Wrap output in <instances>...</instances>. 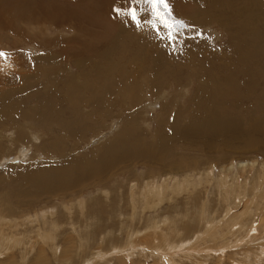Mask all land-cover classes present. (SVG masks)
Segmentation results:
<instances>
[{"label":"rangeland","instance_id":"rangeland-1","mask_svg":"<svg viewBox=\"0 0 264 264\" xmlns=\"http://www.w3.org/2000/svg\"><path fill=\"white\" fill-rule=\"evenodd\" d=\"M1 2L2 26L16 24L19 34L0 28V51L8 54L0 57V227L7 224L20 247L0 262L33 264L42 246L34 232L55 227L57 255L45 246L48 264H122L116 251L129 249L130 223L139 230L156 223L159 234L188 245L205 232L201 220L219 223L250 209L238 230L224 226L228 236L217 246L225 243V258L218 262L217 253L206 263L264 264V250H252L264 245L256 204L246 209L264 196V0H169L174 19L204 33L175 50L167 29L157 35L111 19L100 0ZM114 143L128 144L110 158L107 174L72 172L74 159L86 157L91 169L108 164L101 153ZM254 161V171L237 180L240 163ZM229 165L235 187L226 203ZM146 177L151 188H170L169 199L135 205L131 188H145ZM175 182L190 190L178 194ZM140 246L135 264L159 259L141 256Z\"/></svg>","mask_w":264,"mask_h":264},{"label":"bare ground","instance_id":"bare-ground-1","mask_svg":"<svg viewBox=\"0 0 264 264\" xmlns=\"http://www.w3.org/2000/svg\"><path fill=\"white\" fill-rule=\"evenodd\" d=\"M122 0H100V4H101V6L102 7H104L105 9H106V12H108V13H106V15H108L111 19H114V20H121L122 21V23H123V20H125L126 18H123V17H120V18H114V16H115V13L112 11V9H113V5H115V4H117L118 2H119V5L122 3L121 2ZM249 1V0H248ZM2 2H1V0H0V5H2V6H5L4 5V3L3 4H1ZM19 3V2H18ZM14 4H15V2H14ZM18 5V4H17ZM16 5V6H17ZM8 6V5H7ZM247 7V6H246ZM9 7H7V9H8ZM3 9V8H2ZM72 9V8H71ZM105 9H103V11L105 10ZM10 10V9H9ZM26 10V9H25ZM39 10V9H38ZM1 11V10H0ZM27 11V10H26ZM26 11H24V12H26ZM35 11V10H34ZM33 11V12H34ZM9 12V11H8ZM32 12V11H31ZM32 12V13H33ZM70 12H72L71 10H70ZM14 13V12H13ZM12 13V14H13ZM18 13V12H17ZM20 13H22V12H20ZM27 13H30V12H27ZM36 13L38 14L39 12L36 10ZM41 13V12H40ZM8 15H10V14H8ZM17 15V14H16ZM15 15V16H16ZM21 15V14H20ZM41 16H42V14H40ZM39 15V16H40ZM79 15L81 16V12L79 13ZM78 15V16H79ZM83 15V14H82ZM11 16V15H10ZM9 16V18H11ZM34 16H35V12H34ZM73 16H77V14L76 15H73ZM2 17V16H1ZM6 16H3V19L5 18ZM12 17H14L13 15H12ZM82 17V16H81ZM83 17H85L84 15H83ZM106 17V16H105ZM7 18V17H6ZM28 18V17H27ZM26 18V19H27ZM35 18V17H34ZM107 18V17H106ZM2 19V18H1ZM8 19V18H7ZM6 19V20H7ZM15 19V18H14ZM36 19V18H35ZM16 20V19H15ZM27 21V20H26ZM86 21V20H85ZM87 21H88V19H87ZM5 22L6 21H1L0 20V28H1V30H5V31H13V32H16L15 34H19L18 32H19V27H18V25H16V24H12L11 25V27H4V26H2V25H4L5 24ZM21 21H19V23H20ZM32 22V21H31ZM89 22V24H91L90 23V21H88ZM7 23V22H6ZM9 23V22H8ZM11 23V22H10ZM22 23V22H21ZM45 23V22H44ZM48 24V23H47ZM57 24H59V23H57ZM10 25V24H9ZM64 25V24H63ZM52 26H55V25H52ZM16 29H18L17 31H16ZM23 34V33H22ZM156 61V60H155ZM110 74V73H109ZM106 75V74H105ZM112 75V74H111ZM104 76V75H103ZM105 92V91H104ZM106 94V93H105ZM4 123V121H2L1 120V118H0V125H1V123ZM82 130V129H81ZM78 132V131H77ZM29 137V136H28ZM127 141H129L128 139H127ZM123 143H124V141H122ZM118 143V142H117ZM116 143V144H117ZM128 144V143H127ZM127 144L125 145V144H122V145H119V146H117V145H115V143L114 144H112V145H109L107 148H106V151L104 152V153H101L102 154V158L104 159V160H106L107 162H108V164H101V166L99 167V168H97V169H91L90 168V163L89 162H86L85 161V159H86V157H84L83 159H74V161H72L71 163V167H72V172H79V173H81L82 171H83V173H85V174H91V175H93V176H95V177H99V176H101L102 174H104V173H106L107 174V170H108V168H109V166H110V158L115 154V157L117 156H119L120 154H121V151L122 150H120L119 148L120 147H124V145H125V147L124 148H126V146H127ZM115 146H117V147H115ZM129 146V145H128ZM51 147H52V145H51ZM122 147V148H123ZM128 148V147H127ZM118 150H120V151H118ZM127 150H129V149H127ZM102 152V151H101ZM130 152V151H129ZM133 152V151H132ZM127 153V155H129V157L130 158H134L136 155H134L133 153ZM141 153V152H140ZM136 154V153H135ZM138 155V154H137ZM142 157H144V159H149V155L148 154H143V156ZM114 159V158H113ZM108 165V168L106 167ZM62 166H66V165H62ZM62 166H58V167H55V169L57 170V171H59V170H67V168L68 167H62ZM256 166V162L254 161V162H251V163H248V162H241L240 163V165L238 166V169H239V171H238V176L239 177H237V180H240V179H243V177H246V175L249 173L248 171H250V172H253L254 171V167ZM70 167V168H71ZM261 168H262V173H263V176H264V163L261 165ZM50 169H52L53 171H55V172H57L56 170H54L52 167H50ZM224 170H222V171H224L225 172V174H224V176L222 177V179H223V184H224V193H223V195H222V198H224L225 199V202L227 203V201L229 200L228 198H229V196H230V194H231V191H232V187H235V186H233V178H234V176L233 175H235V173H234V167H233V165H229V166H227V167H224L223 168ZM47 170V169H46ZM49 170V169H48ZM47 170V172L49 173V171ZM52 171V172H53ZM67 171H69V170H67ZM46 172V173H47ZM51 172V171H50ZM51 172V173H52ZM64 173V172H63ZM62 173V174H63ZM36 176V175H35ZM46 176V175H45ZM48 176V175H47ZM58 176V175H57ZM59 176H61L60 174H59ZM89 177H90V175H88ZM206 176V175H205ZM209 177H211L210 175H209ZM152 178L153 177H146V178H144V180L148 183L147 185H145V188L147 189V192L145 191V188H142L141 187V189H139V188H137V190L136 189H134V185L132 186V191H131V200L134 202V204L136 205V204H139V205H141V203L142 202H144L145 200H153V199H157V201L159 202V201H162L163 199H165V200H168L169 199V195H167V192L168 191H170V188H168L166 185H164L163 186V190H162V192H161V189H159V188H156V187H153V188H151L150 186H149V184H150V180H152ZM58 180H60V178L58 177L57 178ZM152 181H154V180H152ZM187 181H188V187H193V189H194V191L195 190H197V183L193 180V181H189L188 180V178H187ZM61 183H62V181H61ZM180 183V184H179ZM175 182V184H174V187H179V189L177 190L178 191V194H181L183 191H185L186 189H182V187H185V188H187L186 186V183H181V182ZM201 183V182H200ZM207 183L209 184V179L207 180ZM244 183H245V181H244ZM142 184H144V182L142 181ZM232 184V185H231ZM263 184V183H262ZM227 186V187H226ZM232 186V187H231ZM54 187V186H53ZM52 187V188H53ZM51 188V189H52ZM51 189H44V190H47V192L48 191H50ZM187 190H190V188H187ZM233 193H234V191H233ZM232 193V194H233ZM237 193V192H236ZM240 193V192H239ZM50 194V193H49ZM239 196H241V194L239 195ZM252 196H254V195H252ZM251 196V197H252ZM237 198V197H236ZM244 201V200H243ZM259 202H261V206H259ZM247 207H246V209H249L250 208V205H255L256 204V209H257V218L259 217V228L261 229V233H263L264 234V196H263V198L261 199V201H259V199H257V197H255V200L253 201V202H249V201H247ZM134 205V207L132 208L134 211H136V208H137V206H135ZM244 205V204H243ZM79 207H81L82 208V210L84 209V207H83V205H82V203H79ZM231 208V207H230ZM233 210V209H232ZM231 210V211H232ZM253 210H254V208H253ZM230 211V210H229ZM228 211V212H229ZM242 211V210H241ZM252 213H251V210L249 209L248 211L247 210H244V213H243V215H242V217H241V214L239 215V214H236V215H234V217L231 219V220H227L226 218H223L222 219V221L221 222H219V223H216V222H214V221H212V220H210L209 219V217H207V218H205V220H201V223L203 224V230L205 231V232H203L202 233V231H200L199 233H198V235H196L197 234V232L196 233H194V235H195V240H192L188 245L187 244H179V243H176V241H171V239H167L166 238V236L165 235H161V234H159L158 233V228H160V227H155V225H156V223H154V225L153 226H146L145 228H143V229H141V230H139V229H136L135 227V225H136V223H130L129 225V227H128V229L126 230V240H128V244L127 245H129L130 247H129V249H125V250H121L120 252H118V251H116V253H117V259H118V261L119 262H122V264H127V259H129V261L128 262H130V263H128V264H135L137 261H135V260H132L133 258L131 257V256H134V255H136V251H137V244L139 245H142V246H140L139 247V254L141 255V256H144V257H146V258H148L149 256H151L152 258L153 257H158L159 259L157 260V259H155V261H154V263L153 264H160V263H162V264H177L176 263V261L179 259V260H181V261H183V262H185V261H187V260H189L190 262H193L194 264H207L206 263V261H207V259L209 258V257H211V256H213V255H218L217 253H219L220 254V260L218 261V262H221V260H223L224 258H225V256H226V254H225V249L224 248H226L225 247V243L224 242H222V245L221 246H219V248H218V246H217V242L218 241H221L222 239H224V238H226L225 236L227 235L226 233H225V231L223 230V228H224V226L225 225H232V228H230L231 230H238V225H240V223L241 222H244L243 220H245L244 218H246L245 216H249V215H251ZM256 214V213H255ZM221 215V214H220ZM254 215V214H253ZM249 220V219H248ZM3 221V220H2ZM46 224H47V222L46 221H44ZM231 222V223H230ZM16 223V222H15ZM164 224H166V223H164ZM5 225V224H4ZM17 225V224H16ZM258 225V224H257ZM6 226H7V224H6ZM6 226H1L0 227V255L2 254V253H4V254H2V255H8V253H11V251L13 250V249H11L10 250V248L12 247V246H14L15 244H17L18 242H19V240L18 241H15V236H12V235H10V236H12V237H10L9 238V236L5 233V231H6ZM9 226V225H8ZM11 226V225H10ZM52 226V225H51ZM191 226V225H190ZM241 226V225H240ZM244 226V225H243ZM192 227V226H191ZM231 227V226H230ZM142 228V227H141ZM196 228V227H195ZM226 228H227V226H226ZM55 229V227H53V230ZM225 229V228H224ZM228 229V228H227ZM227 229H225V230H227ZM14 230H17L16 228L14 229ZM51 230V229H50ZM51 231V233H46V232H44L42 229H39V230H37L36 232H34L35 233V236H37V238H36V242H40L39 244H42V246H41V248H39V251H38V253L36 254V256H35V261L33 262V264H48V259H46L45 257V252H46V248L47 247H45V246H48V247H50L51 248V250H53V254H54V256H56L57 254H56V250H57V248L58 247H56L55 248V244H56V235H55V232L54 231H56V230H54V231ZM242 230V229H241ZM161 231H162V229H161ZM228 231V230H227ZM243 231V230H242ZM15 231H13L12 233H14ZM11 233V232H10ZM16 233H17V231H16ZM20 233V232H19ZM18 233V234H19ZM33 233V232H32ZM176 233H178L179 234V231H177ZM234 233V232H233ZM235 234V233H234ZM240 234V233H239ZM249 234V233H248ZM191 235V234H190ZM257 235V234H256ZM256 235L254 236V237H256ZM193 236V235H192ZM228 236V235H227ZM230 236V235H229ZM262 236V235H261ZM18 237H21L22 238V236H18ZM163 237V238H162ZM249 237L251 238V236L249 235ZM248 237V238H249ZM70 237H68V239H69ZM242 238V237H241ZM260 238V237H259ZM71 240V239H70ZM184 240V239H183ZM238 240V239H237ZM242 240V239H241ZM241 240H239L237 243H236V246H239V245H241ZM245 240V239H244ZM251 241H252V239H250ZM23 240L21 239V242H22ZM249 241V240H248ZM246 242V241H245ZM26 243V242H25ZM70 244H71V248H73L74 247V241L73 240H71L70 242H69ZM257 243H259V242H257ZM243 244V243H242ZM19 245V244H18ZM17 245V246H18ZM184 245H186V246H184ZM212 245H215L217 248L216 249H212ZM251 245V244H250ZM16 246V245H15ZM16 246V247H17ZM22 246V245H21ZM57 246V245H56ZM241 246H243V245H241ZM253 246H255V244L253 245ZM18 247H20V246H18ZM32 247V246H31ZM26 248V247H25ZM28 249H29V247H27ZM49 248V249H50ZM214 248V247H213ZM260 250V249H263L264 250V245H260V246H258L257 248H253L252 250ZM30 250V249H29ZM32 250H34L33 248H32ZM212 250H215L214 252L212 251ZM239 250V249H238ZM25 251V250H24ZM23 251V252H24ZM58 251H59V249H58ZM236 251V250H235ZM22 252V253H23ZM33 252V251H32ZM237 252H239V251H237ZM25 253V252H24ZM23 253V254H24ZM14 254V253H13ZM100 254H101V252H100ZM113 254V252L111 253V255ZM114 254H115V252H114ZM97 255V254H96ZM102 255V254H101ZM200 256V258L199 259H197L196 258V256ZM252 255H253V253H252ZM14 256H16V255H14ZM28 256V255H27ZM234 256V255H233ZM257 255H255V257H256ZM10 257V256H9ZM13 257V256H12ZM25 257V256H24ZM29 257H30V255H29ZM217 257H219V255L217 256ZM224 257V258H223ZM11 258V257H10ZM94 258V257H93ZM92 258V259H93ZM97 258V257H96ZM205 259V260H202V259ZM233 258V257H232ZM0 259H1V257H0ZM28 259H30V258H28ZM60 261H62V259H64V260H67L68 262H69V260H68V258H67V256H63V258L62 259H60V257L58 258ZM88 259V258H87ZM91 259V258H90ZM95 259V258H94ZM93 259V260H94ZM99 259V258H98ZM102 259H103V257H102ZM104 259H105V257H104ZM201 259V260H200ZM251 259V258H250ZM254 259V258H253ZM21 260H25V259H22L21 258ZM64 260H63V262H64ZM230 260V259H229ZM28 261V260H27ZM26 261V262H27ZM67 261H65V262H67ZM139 261H142V260H139ZM250 262L252 261V259L251 260H249ZM253 261H255V260H253ZM94 262H96V261H94ZM223 262V261H222ZM187 263V262H186ZM0 264H16V263H14V262H12L11 260H5L4 259V261H2V262H0ZM85 264H94L93 263V261H91L90 262V260L88 259L87 260V262L85 263ZM178 264H183V263H180V262H178ZM210 264V263H209ZM253 264V263H252Z\"/></svg>","mask_w":264,"mask_h":264},{"label":"snow or ice","instance_id":"snow-or-ice-1","mask_svg":"<svg viewBox=\"0 0 264 264\" xmlns=\"http://www.w3.org/2000/svg\"><path fill=\"white\" fill-rule=\"evenodd\" d=\"M123 3L125 5L123 7L119 5V2L113 5L114 18H126L123 22L131 23L136 29L150 26L157 35L160 34L162 26L163 29H167L165 39L168 46L174 50L179 45L187 47L190 43L196 42L204 36L202 31L197 30L196 25L186 24L183 20L173 18V8L169 0H123ZM144 13H149L151 19L143 16ZM185 29L188 31L185 32ZM20 51L24 50L21 49ZM7 55L4 51H0V57L6 58Z\"/></svg>","mask_w":264,"mask_h":264}]
</instances>
